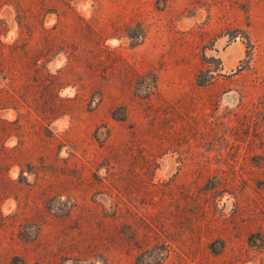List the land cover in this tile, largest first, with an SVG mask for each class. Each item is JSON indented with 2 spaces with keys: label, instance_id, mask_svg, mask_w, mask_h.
<instances>
[{
  "label": "rangeland",
  "instance_id": "1",
  "mask_svg": "<svg viewBox=\"0 0 264 264\" xmlns=\"http://www.w3.org/2000/svg\"><path fill=\"white\" fill-rule=\"evenodd\" d=\"M21 33L0 264H264V0H0Z\"/></svg>",
  "mask_w": 264,
  "mask_h": 264
},
{
  "label": "trees",
  "instance_id": "2",
  "mask_svg": "<svg viewBox=\"0 0 264 264\" xmlns=\"http://www.w3.org/2000/svg\"><path fill=\"white\" fill-rule=\"evenodd\" d=\"M20 24L21 27L23 28L24 21H21V19H20ZM26 27H28V23L24 25L25 29ZM39 28L42 29V33L46 37H48L47 33L49 32V30L46 29V27L42 23H39V26H36V29ZM52 50L53 47H48L47 45L42 50H40V55L37 56L36 54H32L29 49V40L27 41L25 35H23L22 33H21V37H19L12 44L3 43L0 40V79L4 81V83H2V86H7V85L13 86L11 82L7 83L5 82V80H7L8 75L11 74V69L15 68L17 64L22 62L27 65H31L32 67H34L35 71H38L39 67L41 66L40 62L42 61L43 57L48 55ZM51 77L52 75L49 74L48 78ZM204 84L206 83L200 81V85H204ZM8 107H10V105H4L3 107H1V109H6Z\"/></svg>",
  "mask_w": 264,
  "mask_h": 264
}]
</instances>
